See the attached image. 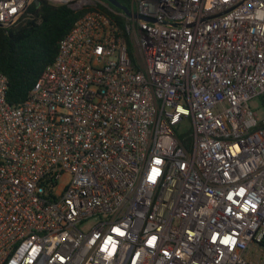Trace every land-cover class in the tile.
Instances as JSON below:
<instances>
[{
  "label": "built area",
  "instance_id": "2783aa9c",
  "mask_svg": "<svg viewBox=\"0 0 264 264\" xmlns=\"http://www.w3.org/2000/svg\"><path fill=\"white\" fill-rule=\"evenodd\" d=\"M129 10L78 18L18 105L0 72V264H264V0Z\"/></svg>",
  "mask_w": 264,
  "mask_h": 264
},
{
  "label": "trees",
  "instance_id": "16d2710c",
  "mask_svg": "<svg viewBox=\"0 0 264 264\" xmlns=\"http://www.w3.org/2000/svg\"><path fill=\"white\" fill-rule=\"evenodd\" d=\"M103 1V0H101ZM130 9V0H117ZM106 14L121 29L123 12L106 1L95 7L72 10L37 0L27 10L29 16L8 29L0 27V72L7 78L6 100L10 105L22 103L42 71L53 63L58 43L74 22L88 11ZM178 138L187 147L188 135ZM264 246V238L261 241Z\"/></svg>",
  "mask_w": 264,
  "mask_h": 264
},
{
  "label": "rangeland",
  "instance_id": "374dc122",
  "mask_svg": "<svg viewBox=\"0 0 264 264\" xmlns=\"http://www.w3.org/2000/svg\"><path fill=\"white\" fill-rule=\"evenodd\" d=\"M103 1H106V0H103ZM250 107L253 111L254 116L257 119H263L264 118V100L262 99V96L258 97V98H254L250 102ZM190 132H191L190 125L187 122L181 123L180 126L178 127V131H177V133L180 136L189 135Z\"/></svg>",
  "mask_w": 264,
  "mask_h": 264
},
{
  "label": "water",
  "instance_id": "95a60500",
  "mask_svg": "<svg viewBox=\"0 0 264 264\" xmlns=\"http://www.w3.org/2000/svg\"><path fill=\"white\" fill-rule=\"evenodd\" d=\"M109 4L114 6L115 8L120 9L126 16L128 17H136L135 14H132L129 9H127L125 6H123L121 3H119L117 0H106ZM37 3V1H35Z\"/></svg>",
  "mask_w": 264,
  "mask_h": 264
}]
</instances>
